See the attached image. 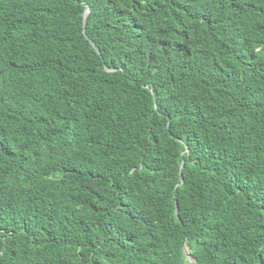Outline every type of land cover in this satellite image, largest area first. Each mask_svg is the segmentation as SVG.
I'll use <instances>...</instances> for the list:
<instances>
[{
  "label": "trees",
  "instance_id": "16d2710c",
  "mask_svg": "<svg viewBox=\"0 0 264 264\" xmlns=\"http://www.w3.org/2000/svg\"><path fill=\"white\" fill-rule=\"evenodd\" d=\"M0 264H264V0H0Z\"/></svg>",
  "mask_w": 264,
  "mask_h": 264
},
{
  "label": "water",
  "instance_id": "95a60500",
  "mask_svg": "<svg viewBox=\"0 0 264 264\" xmlns=\"http://www.w3.org/2000/svg\"><path fill=\"white\" fill-rule=\"evenodd\" d=\"M88 12H89V8L86 7L85 8L84 15H83V26H84L85 18L87 16ZM184 254H185L186 258H188V260H191V256L189 255V252H188V248L187 247L184 248Z\"/></svg>",
  "mask_w": 264,
  "mask_h": 264
},
{
  "label": "clouds",
  "instance_id": "9594fccd",
  "mask_svg": "<svg viewBox=\"0 0 264 264\" xmlns=\"http://www.w3.org/2000/svg\"><path fill=\"white\" fill-rule=\"evenodd\" d=\"M185 247H187V246H185ZM188 260V259H187ZM188 262H192V258H191V260H188Z\"/></svg>",
  "mask_w": 264,
  "mask_h": 264
},
{
  "label": "rangeland",
  "instance_id": "374dc122",
  "mask_svg": "<svg viewBox=\"0 0 264 264\" xmlns=\"http://www.w3.org/2000/svg\"><path fill=\"white\" fill-rule=\"evenodd\" d=\"M188 259V258H187Z\"/></svg>",
  "mask_w": 264,
  "mask_h": 264
}]
</instances>
